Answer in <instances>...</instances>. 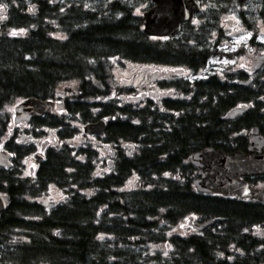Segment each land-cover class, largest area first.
Returning <instances> with one entry per match:
<instances>
[{
  "label": "trees",
  "instance_id": "obj_1",
  "mask_svg": "<svg viewBox=\"0 0 264 264\" xmlns=\"http://www.w3.org/2000/svg\"><path fill=\"white\" fill-rule=\"evenodd\" d=\"M246 2L219 1L199 30L187 22L176 36L154 37L126 0H0V143L7 140L15 154L13 167H0V194L9 197L0 215V264H264V236L253 232L264 230V205L198 191L190 159L206 147L230 150L228 141L254 126L264 133V109L226 118L245 91L226 90L235 81L216 75L159 81L174 91L165 99L131 88L111 96L109 84L113 59L198 72L214 55L210 39L220 13ZM29 97L66 102L67 115L44 114L39 126L64 127L67 116L82 123L106 117L102 140L117 150L112 172L98 177L97 150L86 145L81 160L69 148L50 149L37 183L20 178L15 161L31 145L15 142L14 116L2 112ZM77 132L74 126L59 134ZM131 179L140 186L127 188ZM51 183L71 184V199L51 207L30 199ZM191 216L213 223L198 231ZM186 220L190 234L170 231Z\"/></svg>",
  "mask_w": 264,
  "mask_h": 264
},
{
  "label": "rangeland",
  "instance_id": "obj_2",
  "mask_svg": "<svg viewBox=\"0 0 264 264\" xmlns=\"http://www.w3.org/2000/svg\"><path fill=\"white\" fill-rule=\"evenodd\" d=\"M126 1L132 5L133 12L135 14H139L142 17L144 12L153 5L152 0ZM219 1L222 2L223 0H201L205 10L203 11V13L198 14V16L194 19L193 25L195 26V28L199 30L206 17L212 14L210 11L211 8L213 6H217L219 4ZM260 1L261 0H247L246 4H236L239 11H234V9L230 7L226 13H220L219 27L218 29H213V36L210 39L214 55L209 58L205 67H203L198 72L188 71L187 69H185L186 71H188V74L184 77H175L174 80L170 77H165L164 79L168 82L171 80H173L174 82H176L177 80H188L193 82L197 79H204L212 75H216L223 81L233 82L237 80L239 76H243L242 72L244 70V67L251 66L253 64L254 57L257 55L258 50H260L261 52L264 51V4ZM240 11L245 12V16H247L245 21L241 19L239 13ZM1 17H3V12L0 10V19ZM222 32L223 38L219 39V35L222 34ZM170 68L171 67L164 65L159 66L156 64H138L128 61L120 62L116 59H113L112 66L109 68V84L111 96H113V94L118 95L120 91L127 90L126 88H131L132 92L141 93L140 91H144L148 95L154 93L155 97L157 98L159 97V93L160 91H162V89L159 88V80L154 81L155 79L153 78L154 80H152L151 78L153 75L160 74L158 73L159 70H162L163 72L164 70H169ZM248 75L253 76V71H249ZM257 78L258 77H254V79ZM164 79L160 81H164ZM259 84L261 83L259 82ZM253 85L254 87H256L258 86V83L254 82ZM169 90V88L165 89V91ZM106 99L107 98L99 100L106 101ZM94 100L95 98L89 99L90 102ZM19 102L20 101H18L17 103ZM17 103L8 104L4 108L2 113L10 112L14 116V107ZM67 117H65L64 122L66 126L64 127H43L35 124L34 122L33 124H30L21 131L17 132L15 142L19 144L25 143L27 147H29L28 145H31V148L28 150H24L22 156L20 158L18 157L15 161L17 163V169H20V178L23 179L24 177V179H26L30 175V171L32 169H39L42 162H40L39 160L42 158H47V152L50 151V149L59 150L69 148L70 151L71 149L77 148L78 150H82V146H84L85 144L81 141L83 137L87 138V145H91L90 142H93V140L84 133L83 124L85 123H82L80 120H74V124H72L70 122L74 118L72 119L70 118V116ZM69 118L72 120L68 121ZM78 123L82 124L78 126ZM74 126H78V128H76L78 130L80 128L81 131L79 130V132L75 133L77 135L75 136L73 141L68 140L69 138L61 137L59 132L71 129ZM14 130L15 125L13 123L12 117L9 133H14ZM247 132H251V130ZM23 134H25L26 136H22ZM9 135L10 134L6 135L4 139H8ZM123 147L126 146L123 145ZM126 149L132 150L125 148V151H127ZM101 156L106 157L107 159H111V156L107 151L101 153ZM97 159L99 160H95V163L97 164L96 168L104 169L103 172H101V175H106L112 172L114 168L109 167V165L106 163L103 166L101 163V158ZM32 182L37 183V181L34 180H32ZM136 185H138L137 187H139L140 181L135 182L131 179L130 181H128L126 187L132 189ZM66 186L58 187L55 185H50L46 190L39 193L37 197L30 199H39L40 201H44L45 198H47L48 201H59L64 195H66L65 189L69 190L72 187L71 184ZM40 195L42 196L40 197ZM170 231L178 232L181 234H190L192 232V228L191 226H189V223H187L186 220L184 222H180L174 227V229Z\"/></svg>",
  "mask_w": 264,
  "mask_h": 264
},
{
  "label": "water",
  "instance_id": "obj_3",
  "mask_svg": "<svg viewBox=\"0 0 264 264\" xmlns=\"http://www.w3.org/2000/svg\"><path fill=\"white\" fill-rule=\"evenodd\" d=\"M62 0H53L59 4ZM153 5L143 14L144 31L151 36L169 37L178 35L182 30V23L191 22L195 15L203 8L197 0H152ZM242 83V82H241ZM247 83V82H246ZM64 99H40L36 97L24 98L14 107V125L29 123L34 117L44 114L61 116L65 109ZM245 107L231 109L226 118H233L243 113ZM108 126V119L102 117L84 125V133L104 136ZM253 132L255 142L263 141L258 127ZM13 152L6 147V141L0 143V167L11 168ZM191 163L198 167L199 177L194 180L198 191L205 193H222L225 195H239L264 201V188H258L242 178V176L264 173V145L259 154H255L250 147L248 153L235 150L225 151L206 147L191 156ZM9 197L0 194V215L7 209ZM213 220L192 223L198 231L212 224Z\"/></svg>",
  "mask_w": 264,
  "mask_h": 264
},
{
  "label": "flooded vegetation",
  "instance_id": "obj_4",
  "mask_svg": "<svg viewBox=\"0 0 264 264\" xmlns=\"http://www.w3.org/2000/svg\"><path fill=\"white\" fill-rule=\"evenodd\" d=\"M198 1L202 4L201 0H198ZM202 6H203V4H202ZM204 10H205V8L203 6V11ZM203 11H202V13H203ZM249 71H251V72L253 71L254 75L253 76L252 75L249 76L248 75ZM158 73H160V74L153 75L151 79L152 80L155 79L154 81H158V80L160 81V80L164 79L165 77L166 78L170 77V78H172L174 80L175 77H184L185 75L188 74V71L183 70L180 73V71L176 72L175 69H171L170 68L169 70H164L163 72H162V70H159ZM242 74H243V76H239V78L237 80H235V84L232 83V84L224 86V88L226 90H230V91L234 90L236 87L238 88V86H241V87H243L242 89L245 91V92H242L240 90V91L237 92L238 96L242 95V96L245 97V99L239 100L238 102H236L231 109L236 108V107H245L246 109H245V111L243 113H240V114L236 115L235 117H233L232 118L233 120L239 119L242 116L246 115L249 109H253V108L256 109L258 106L261 109H264V51L261 52L260 50H258L257 55L254 57L253 64L251 66H245ZM160 77H162V78H160ZM254 77H258V78L254 79ZM254 82H257L258 86L254 87V85H253ZM259 82L261 84H259ZM151 94H153V96H155L154 93H151ZM172 95H174V91L173 90H169V91H165V90L163 91L162 90L159 93V98L165 99V98H167L169 96H172ZM251 98H253V99L255 98V99L253 100ZM64 115H67V108H65V110L63 111L61 116H57V115H55V116L64 117ZM50 116H52V115H50ZM36 118L37 117L33 118L29 123H26V125L25 124H20V125L16 126L14 132L16 131V134H17L18 131H21L22 129H24L28 125L33 124L35 122ZM72 118H74V117H72ZM71 123L74 124V119L71 121ZM81 124L78 123V126H80ZM78 126H76V127L78 128ZM83 127H84V124H83ZM256 127H258V126H254L251 129V132H239V133H236V135L233 137L234 139L228 141L227 145H228V148L230 147L229 148L230 150H227V151L230 152V151L240 150V151L248 153L250 151V147L252 145L253 152L255 154H259L262 151V149H263L264 142L260 141V140L257 141V142L254 141L253 138L255 137V133L253 132V130ZM79 130H80V128H79ZM76 135L77 134L73 135L68 140H72L73 141V139L75 138ZM22 136H26V135L23 134ZM260 137H264V133L261 130H260ZM89 138H91L93 140V142H90V144H91L90 146L93 149L97 150V152H96L97 156H96L95 160L98 161L99 159H97V158H101V163H102L103 166L106 163V164L109 165V167L114 168L115 162H116L117 150L115 148H111L109 146L106 148V144H104V141L102 140L103 138L98 137L97 135H91V136H89ZM81 141L85 143L84 146H82V147L83 148L86 147L87 138L83 137L81 139ZM125 148H128V147H124V151H125ZM104 149H106L108 151L109 155L111 156V159H107L106 157L101 156V153H103L105 151ZM215 149L226 150L224 148H215ZM44 152H45V149H44ZM69 152L72 155H74L76 160H81L84 157L86 158V156L81 154L80 150H78L77 148L76 149H71ZM125 153H127L128 155H131V151H129V150L125 151ZM45 159L42 158L39 161L41 162V161H44ZM93 162H94L93 163V167L95 169V173L98 175V177H104V175H101L102 174L101 172H103L104 169L103 168L102 169H97L96 168L97 164L95 163V161H93ZM38 170L39 169H37V170L36 169H32L30 171V175L26 179H31V180L37 181L36 179L39 178ZM21 172H22V170H21ZM84 176H85V173H84ZM242 178L244 180H246L247 182H249L250 184H252V185H254V186L258 187V188H264V173L263 174H254V175L242 176ZM23 179H24V177H23ZM50 185H55V186L59 187V185L51 183V184L47 185L46 189ZM71 189H73V187H71L69 190L65 189L66 195H64L59 201H48V199L45 198V200L43 201L44 204H46V205L51 207V206H54V205H56V204H58V203H60V202H62L64 200H70L72 196H71V192H69V191ZM81 192L84 193V194H87V189L84 188V189L81 190ZM220 195H224V194H220ZM41 196L42 195H40V197ZM224 196L230 198L231 200H229V201H235L236 203H244V204H252V205H257V204L264 205V201L263 200H259V199H256V198L242 197V196H239V195H224ZM232 199H234V200H232ZM188 219L195 220L196 222L199 221L197 218H194L193 216H191ZM253 232L255 233V235L264 236V230L261 229L260 227H254L253 228Z\"/></svg>",
  "mask_w": 264,
  "mask_h": 264
},
{
  "label": "snow or ice",
  "instance_id": "obj_5",
  "mask_svg": "<svg viewBox=\"0 0 264 264\" xmlns=\"http://www.w3.org/2000/svg\"><path fill=\"white\" fill-rule=\"evenodd\" d=\"M0 7H2V6H0ZM16 34H17V33H15V32L12 33V35H16Z\"/></svg>",
  "mask_w": 264,
  "mask_h": 264
},
{
  "label": "bare ground",
  "instance_id": "obj_6",
  "mask_svg": "<svg viewBox=\"0 0 264 264\" xmlns=\"http://www.w3.org/2000/svg\"><path fill=\"white\" fill-rule=\"evenodd\" d=\"M71 123V122H70ZM85 125V124H84ZM106 135V134H105ZM211 225V224H210ZM192 228H194V226L192 227Z\"/></svg>",
  "mask_w": 264,
  "mask_h": 264
}]
</instances>
